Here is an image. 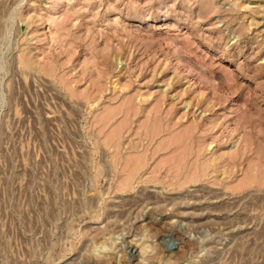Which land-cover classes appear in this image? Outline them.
<instances>
[{"label": "rangeland", "instance_id": "obj_1", "mask_svg": "<svg viewBox=\"0 0 264 264\" xmlns=\"http://www.w3.org/2000/svg\"><path fill=\"white\" fill-rule=\"evenodd\" d=\"M0 264H264V0H0Z\"/></svg>", "mask_w": 264, "mask_h": 264}]
</instances>
